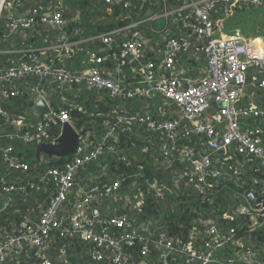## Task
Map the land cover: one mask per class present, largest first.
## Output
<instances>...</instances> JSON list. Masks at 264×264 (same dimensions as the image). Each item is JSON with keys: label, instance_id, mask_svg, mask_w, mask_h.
I'll return each instance as SVG.
<instances>
[{"label": "trees", "instance_id": "trees-1", "mask_svg": "<svg viewBox=\"0 0 264 264\" xmlns=\"http://www.w3.org/2000/svg\"><path fill=\"white\" fill-rule=\"evenodd\" d=\"M188 2L115 0L109 4L101 0H63L65 24L61 28H54L43 22L41 17L53 12L57 2L26 0L25 10L41 6L36 15L37 22L30 28L10 32L7 12L4 11L0 18V72L16 66L18 60H28L30 55L37 53L43 62L55 70L84 73L98 68L121 80L128 89H135L142 85L144 65L148 62L157 65L162 61L167 40L185 36L190 40L191 47L179 53L175 68L184 81L201 79L207 75L209 63L198 48L207 44L208 40L193 31L192 26L197 24V18L191 13V8L184 7ZM239 5V1H232L228 14L222 8L212 12L215 36L233 31H239L244 36H264V6ZM111 32L113 41L107 44L102 36ZM135 32L143 41V57L140 60L122 55L125 44ZM63 36L76 42L69 57L62 56L59 50L52 48ZM92 54L103 57V61L97 62ZM131 68L133 73L129 74ZM262 79L264 72L250 66L243 95L236 103L238 108L252 103L264 108V105L256 103L264 101V87L258 82ZM36 87L46 91V97L55 111L64 109L68 112V122L81 132L80 147L86 152L96 150L107 139L98 159L85 164L75 175L74 189L68 194L60 212L67 225L76 203L83 199L78 189L79 185L84 186V174L89 183L88 189L97 187L102 190L121 180L122 186L116 200L111 196L103 201H93L91 206L105 205L111 200L117 203L111 215H106L100 209L93 226L96 232L100 233L107 221L126 213L132 229L149 238L150 252L146 257L141 255L145 240L136 239L133 245L122 244L123 251L131 257L128 264H162L164 254H168V264H199L197 254L208 250L206 243L211 239L206 234L209 226L205 221L213 215L219 216L216 224L221 233H228L231 229L235 233L230 243L215 251L210 264H246L245 258L249 254L257 260H264V220L259 218L262 225L255 227V220L250 215L237 210L242 205L256 209V203L247 200L249 192L254 191L258 198L264 195V164L261 158L240 152L237 143H234L229 151L217 153L212 159L211 168L218 169L220 175L210 176L206 183H199L195 177L186 176L192 169L183 151L194 149L203 152L208 149V144L205 134L198 133L192 121L181 123L175 150L168 157L161 151L163 145H173L167 132L149 130L135 121H123L115 135L108 136L110 128L124 116L148 113L160 121L177 120L179 107L165 95L155 92L149 97L115 96L106 87L68 84L33 75L0 83V108L5 113L0 112V132L3 135L0 142V177H5L8 184L21 187V190L0 191V224L6 226L3 233L17 232L26 220L33 224L40 221L51 197L58 191L57 182L52 177L44 180L43 176L50 169H64L76 156L75 153L59 158H48L46 155L38 158V145L54 141L61 133L63 122L55 116L43 133L37 132L36 126L41 116L28 115L35 102L33 89ZM14 88L20 91L19 95L8 98L1 96V90L11 91ZM218 111L219 106L214 104L213 112ZM13 121L21 122L23 127H18ZM238 123L244 133L260 130L264 147V116L239 117ZM25 131L35 132L36 139L24 141L7 136ZM8 146H12L13 154L28 165L27 169L10 166L3 153ZM154 180L168 185L162 199H158L155 190L149 187ZM125 194L130 200L124 205ZM89 209L87 217L94 220ZM144 225L150 227L153 233L148 234L143 230ZM110 232L120 236L124 231L111 226ZM161 232L176 248L190 244L192 250L188 253L170 252L158 243ZM3 233L0 242L5 238ZM61 233L62 230L55 227L50 232L51 243L46 254L52 264H71L63 259L66 255H76V264H112V250L103 249L105 256L97 259L94 257V242L83 239L78 233ZM1 264L41 262L35 256L34 249L26 245L22 253L10 254Z\"/></svg>", "mask_w": 264, "mask_h": 264}, {"label": "built area", "instance_id": "built-area-1", "mask_svg": "<svg viewBox=\"0 0 264 264\" xmlns=\"http://www.w3.org/2000/svg\"><path fill=\"white\" fill-rule=\"evenodd\" d=\"M26 0H0V18L4 11L7 12L9 19L10 32H16L26 28H30L37 22L36 15L40 12L41 6L33 9L25 10ZM37 2L38 0H32ZM57 5L53 12L46 13L41 17L43 22L50 24L54 28H61L65 24L63 0H55ZM112 4L115 0H101ZM232 1H239L242 5L264 6V0H189L184 6L191 8V13L197 18V24L192 26L193 31L199 36H204L208 42L198 50L204 53L208 59L209 68L207 75L201 79L182 80L176 70V61L180 52L187 51L191 47L190 40L185 36L170 38L167 40L164 57L159 64L148 62L142 68V85L135 89H128L121 80L116 79L110 73L108 75L98 68H92L84 73H74L66 70H55L51 65L42 61L40 56L35 53L28 57V60H18V64L13 68L0 72V83L4 81L12 82L27 76H38L43 79H55L68 84L78 83L92 87L109 88L112 95L124 97H149L153 93H161L168 99H171L179 107V118L174 121H160L151 114H136L132 116L120 117L118 122L110 128L108 136H114L118 127L123 121H135L139 124L147 126L152 131L167 132L173 141L172 146L163 145L161 151L166 157L170 156L175 150V140L178 139L181 123L183 121H192L198 133H204L207 139L208 149L201 152L194 149L184 150V156L191 165V171L186 176L195 177L199 183H206L208 177H217L220 175L218 169L211 168L212 159L217 153L229 151L234 143L240 152L254 154L261 158L264 164V147L262 146L261 131L242 132L239 127V117L264 116V108L255 103L238 108L236 103L243 95V88L247 78V72L250 66H254L260 72H264V50L256 43L257 38L252 36H244L239 31L216 37L214 23L211 19L212 12L218 8H222L226 14L229 13V5ZM165 15H168L166 13ZM186 24H189L186 22ZM133 24L132 26H134ZM102 40L110 44L112 32L103 35ZM76 42L69 41L63 36L60 41L52 46L53 49L59 50L60 54L69 57L72 53L71 48ZM139 33L132 34V39L125 44L122 55H130L134 60H140L143 57ZM92 58L97 62H102L103 57H96L92 54ZM107 75V76H106ZM264 87V79L258 81ZM33 91L37 95H42L47 99L45 90L36 87ZM3 98L14 97L20 94L15 89L7 91L1 90ZM219 106L218 113L213 112V105ZM0 112L5 114L0 108ZM64 123L68 121V112L64 109L55 111L51 107L49 113L41 115L36 126L38 133H43L51 121L55 118ZM18 127H23L22 123L13 121ZM10 139L22 138L24 141H32L36 139L35 132L25 131L23 134H8ZM3 135L0 132V142ZM82 138V137H81ZM105 139L94 151L86 152L80 146L75 158L67 163L64 169L53 168L47 171L43 176L46 180L52 177L58 184L57 193L51 197L49 206L43 212L40 221L37 224L26 220L22 224V228L13 234L5 231L3 233L4 240L0 242V264L10 254L18 255L25 250V246L29 245L34 249L35 256L40 260L41 264H52L47 256V251L51 243V229L59 228L62 235L73 232L78 233L83 239L95 243L96 251L94 257L102 259L105 248L113 251L112 264H128L131 257L123 251L122 244L133 245L136 239L145 240L142 247L141 255L146 257L150 252L149 238L141 236L132 229L127 214L116 216L104 224L100 233L96 232L94 226L97 220L98 212H95L94 220L87 217V210L91 207L93 201H103L106 198L114 196L116 198L122 186L121 180H116L112 184L99 190L92 187L83 191L80 195L82 200L77 202L73 212L72 219L67 225L64 218L60 217V212L68 194L74 189L76 173L87 163L97 160L103 152L106 144ZM13 147L4 148L3 153L10 166L14 168L27 169L28 165L21 162V159L13 154ZM149 187L155 190L158 199H162L165 190L168 187L165 184L154 180L149 183ZM21 190L14 184H8L5 177H0V191ZM260 198H264L260 197ZM254 191L247 194L248 201L255 203L260 199ZM254 204V203H252ZM255 210L246 206H240L237 210L240 213L248 214L255 220L254 226L262 225L258 221L259 218L264 220V205L256 207ZM213 218L207 220L208 229L206 234L211 239L206 243L208 250L197 254L199 264H210L216 250L223 248L231 242L234 236V229L228 233H221L216 224L219 216L213 215ZM115 226L124 232L120 236H115L110 232V227ZM129 230V231H128ZM160 245H164L169 251H179L188 253L191 249L190 244H185L179 248L167 239L164 232L160 233ZM168 254H164L161 263L168 264ZM246 264H264V260H257L252 255L245 258Z\"/></svg>", "mask_w": 264, "mask_h": 264}, {"label": "water", "instance_id": "water-1", "mask_svg": "<svg viewBox=\"0 0 264 264\" xmlns=\"http://www.w3.org/2000/svg\"><path fill=\"white\" fill-rule=\"evenodd\" d=\"M36 106L34 114L40 117L44 113H49L51 111L50 103L42 96H35ZM81 132L77 130L71 123L64 122L62 125L60 135L52 142H41L37 149L36 153L38 158L42 155H46L48 158L53 157H63L69 154H75L78 151L81 141ZM264 205V198H260L256 202V207ZM72 264H76L77 256L76 255H66L63 258Z\"/></svg>", "mask_w": 264, "mask_h": 264}, {"label": "crops", "instance_id": "crops-1", "mask_svg": "<svg viewBox=\"0 0 264 264\" xmlns=\"http://www.w3.org/2000/svg\"><path fill=\"white\" fill-rule=\"evenodd\" d=\"M229 33L227 32V33H225V34H223V35H221V36H225V35H228ZM255 38H257V41H256V43L258 44V46L261 48V49H263L264 50V36H260V37H255ZM84 65H86V63H85V60H84ZM132 70H133V68H131V69H129V74H131V73H133L132 72ZM131 77H134V76H131ZM47 101H48V99H46ZM49 102V101H48ZM256 103H259V104H261V105H264V101H259V102H256ZM36 104V101L34 102V105L32 106V108H31V110L29 111V113H28V115L30 114V116L31 115H35L34 114V108H35V105ZM177 113H179V111L177 112ZM36 116V115H35ZM37 117V116H36ZM44 156V155H43ZM87 174V173H86ZM91 179V178H90ZM89 179V180H90ZM88 180V181H89ZM89 188V183L86 181V175L84 174V186H82V185H79V193H82L83 191H85V190H87ZM126 195V194H125ZM125 195H123V197L125 196ZM115 200L117 199V198H114ZM124 199V202H123V204L125 205V204H128V202H129V200H130V197H128L127 195L123 198ZM117 206V203H113V200H111V202L109 203V202H107L105 205L102 203L100 206H97V207H90V209H89V214L91 215V216H93V215H95V212L97 211V212H99L100 211V209H102V211L106 214V215H111V212L113 211V210H115V207ZM218 220V219H217ZM4 228H6V226L5 225H1L0 224V236H1V233H3V229ZM142 229L143 230H145L146 232H148V234H151V233H153V232H151L150 230H151V228L150 227H147V226H143L142 227ZM77 260H78V258H77ZM77 263V262H76ZM72 264V263H71Z\"/></svg>", "mask_w": 264, "mask_h": 264}, {"label": "rangeland", "instance_id": "rangeland-1", "mask_svg": "<svg viewBox=\"0 0 264 264\" xmlns=\"http://www.w3.org/2000/svg\"><path fill=\"white\" fill-rule=\"evenodd\" d=\"M166 186L168 187V185H166ZM131 190H133V189H131ZM131 190H130V191H131ZM138 204H140V202H138ZM217 216H218V215H217ZM213 217H214V216H211L210 218H213ZM210 218H209V219H210ZM209 219H208V220H209ZM206 221H207V220H206ZM206 221H205V223H207Z\"/></svg>", "mask_w": 264, "mask_h": 264}]
</instances>
